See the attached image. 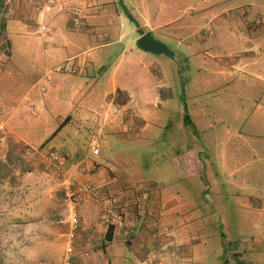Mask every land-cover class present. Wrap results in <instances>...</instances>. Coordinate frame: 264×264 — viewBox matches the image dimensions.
<instances>
[{
	"label": "rangeland",
	"instance_id": "rangeland-1",
	"mask_svg": "<svg viewBox=\"0 0 264 264\" xmlns=\"http://www.w3.org/2000/svg\"><path fill=\"white\" fill-rule=\"evenodd\" d=\"M161 1L177 18L171 28L190 24L184 7L194 13L189 29H175L181 41H166L155 35L172 55L144 52L138 46L137 30H148L142 25L136 29V0H93L101 18L95 20L94 31L77 28L75 36H64L62 29L68 21L63 23L66 17L61 16V8L57 15L45 17L49 27L59 24L58 42L63 37L73 38L81 46L78 55L93 56V63L82 68L71 60L58 63L61 57L51 56L54 51L46 57L39 38L25 29L15 30L16 22L0 9V24L10 41L8 53L0 57V120L14 110L8 124L11 121L23 137L37 143L57 130L58 117L70 115L71 121L51 136V143L74 152L86 150L91 134L99 130L101 155L113 161L116 173L125 178L129 189L135 184L142 185L141 189L158 187L186 204L197 205V221L204 224L199 236L206 243L202 251V255H208L205 264H225L216 256L223 255L224 245L230 249L225 251L231 255L228 264H238L231 250L238 236L251 235V229L260 235L264 228V215L254 220L257 226L251 227L250 209L251 196L257 201L261 198L264 204V0H214L199 12L202 0ZM206 1L213 0L202 3L206 5ZM249 2L251 8L246 13L254 19L256 35L246 31L245 24L231 19L230 14L225 18L227 10L211 15L222 8H243L242 4ZM104 8H108L105 14ZM39 17L36 22L41 24V14ZM224 18L229 19L223 22ZM260 29L262 33L258 34ZM141 58L154 85L169 91L167 96H158L155 106L152 101L144 105L148 113L143 120L139 116L142 107L137 105L144 86L135 84L137 72L130 67ZM225 61H241L251 74L227 66V74L215 73ZM58 64L67 69L57 70ZM117 65L125 68L113 84L110 73ZM33 83L36 85L30 93ZM114 85L125 99L131 95L129 109L127 103L121 107L105 98V92ZM30 101L34 103L32 108L28 106ZM112 109L118 111L114 113L118 116L123 109H132L125 122L121 121L126 132H110L107 124L97 125L100 113L109 114ZM188 151L202 162L203 169L196 175L186 171ZM9 198L0 197V264H37L62 255L64 236L53 216L46 214L47 209L32 214L33 220L23 225L10 213L13 207ZM181 232L174 230L176 234ZM194 250L196 255V247ZM245 255L259 264L264 261V244L254 253L261 257L253 258L249 252Z\"/></svg>",
	"mask_w": 264,
	"mask_h": 264
},
{
	"label": "crops",
	"instance_id": "crops-1",
	"mask_svg": "<svg viewBox=\"0 0 264 264\" xmlns=\"http://www.w3.org/2000/svg\"><path fill=\"white\" fill-rule=\"evenodd\" d=\"M173 1L176 2L177 0ZM202 2L197 7L198 12L207 9L212 3H215L214 0L211 3L206 1L205 4L208 2L206 5ZM94 3L93 0H5V2L4 0H0V9L3 10L2 13L6 12L4 16H8L16 22L14 25L15 30L25 29L27 32H33L34 36L39 38L37 41L39 46L44 48L43 51L46 57L49 52L54 51L55 54L50 55L61 57L58 63L71 60L75 62L74 65L77 68H82L88 66L87 64L89 63H93V56L78 55L77 49H81V46L77 43L78 41L74 42L73 38L64 39L63 37V41L58 42L60 40L58 37L60 32L57 31L56 27L59 24H54L50 28L44 22V18H47L50 14L57 15L58 10L61 8V16H64V19L66 17L63 23L68 21L66 28L62 29V31L64 30V36L68 34L75 36L77 28L90 33L95 29V20L98 17L101 18ZM135 5L136 16H138L136 24L139 22L136 25V29L142 25L148 30L147 32L151 33L156 40L163 44L165 42L159 40V36H163L166 41L177 39L175 29L179 30L181 27L189 29L192 24L191 21L194 13L188 7H184L183 9H185L184 12L187 14L190 24L186 23L171 28L170 26L175 24L177 18L173 17L172 11L168 10V5L165 2L161 0H136ZM242 5L243 8L238 9L222 8V10L211 15L214 17L221 11L227 10L224 12L225 18L230 14L231 19L242 25L245 24L246 31L250 32L251 35H256L254 19H250L249 13H246L249 12L251 3H244ZM117 10L120 11V9ZM177 10L180 11V8ZM107 11L108 8H104L103 14L107 13ZM40 14L43 20L41 24H38L36 21L39 20ZM2 17L0 16V22ZM108 18L110 19V17ZM225 18L223 22L229 19L225 20ZM42 25L46 27L44 30L41 29ZM161 28L162 31L160 30ZM262 30L264 31L263 28ZM262 30L260 29L256 32L260 34ZM45 31L46 33H41L40 36V32ZM67 31H72V33H68ZM137 31L139 36L141 33L146 32L139 29ZM76 35L79 36V33ZM103 35H106V32ZM53 38H57L55 39L56 42L51 41ZM177 40L181 41V38ZM9 46L10 41L8 40L5 28H2V24H0V57L3 53H8ZM61 50L63 55H59ZM142 50L149 52L144 49ZM83 51L86 52L88 50L83 49ZM167 55H172V53ZM219 66H221L220 70L215 73L220 75L227 74L225 66L251 74V71L244 69L241 61L237 64L234 61H225ZM130 67L137 72L135 84L139 83L144 86L142 87V94L139 96L141 102L137 105V107H142L139 111V116L143 120L144 115L148 113V109L144 105L152 101L153 106H155L158 104L155 101L156 99L158 100V96H167L169 91L162 89L159 85H154L148 75L150 71L144 66L142 58L133 61ZM124 68L125 66L117 65L112 70L110 78H112L113 84L116 82L115 76L123 75ZM118 70L122 74H119ZM35 83L31 85L29 89L30 93L34 89ZM220 83L222 82H218V84ZM115 86L111 87L109 92H105V98H110L112 103H117L121 107L127 101L131 102L129 98L125 99L121 93L119 94V89ZM42 90L44 91L45 88H42ZM28 106L32 108L34 107V103L30 101L28 102ZM125 106L126 109H129L128 103ZM134 106L135 108L133 109L135 110L137 107L136 105ZM120 111L121 109L119 108ZM131 111L127 112L123 109L120 116L115 115L113 109L109 114L108 112L100 113L97 125L102 124L105 127V124H107L110 132L124 133L126 130L121 121L125 122L126 118L131 115ZM13 112L14 110L4 120H0V123L5 127L3 132L0 131V197L4 195L11 197L9 200L12 202L11 207L13 208H11L10 213L13 214L14 220L23 222V225L33 220L32 214L39 210L42 211V208L47 209L46 214L49 217L53 216L64 236V244L61 250L62 255H54L50 259L48 258L47 261L37 264L63 263L67 226L60 220L59 214L64 194L63 186L68 181H72L75 186L83 184L90 187L89 192H81L78 199L81 225L76 236V251L70 258L71 264H103L105 262H112L114 264H140L144 260L149 262V264L207 263L206 258L208 255H202L206 243L204 238L199 236V229L204 224L197 221L196 204H186L178 196L168 192L169 190L161 191L158 187L156 189L154 187L141 189L142 185L135 184L132 190L129 189V184H126L125 178L116 173L117 167L113 164V161L111 159L107 160L101 155L99 130L91 134L88 148L84 151L78 150L79 152H74L63 148V145L55 146V144H52L51 139L63 126L71 121L70 115L58 117L59 125L57 130L47 139L43 141L37 140L38 142L35 143L23 137L22 133L15 128L11 121L8 124V120H10ZM31 112L35 113L33 110ZM138 119L136 118L135 120L138 121ZM254 134H257V132ZM93 137L97 143L95 146L98 149L97 153L93 152L91 142ZM44 142H47L46 148L41 149L39 153L26 154V150L29 147H38ZM50 153L63 156L65 162L63 161L64 163L60 164L52 161L49 158ZM186 153L184 161L186 171L190 175H196L203 169L202 162L200 159H197L194 152L188 151ZM257 177L260 178V175L257 174ZM252 197L250 207L251 227L257 226L254 220L264 215V204L260 203L262 199L260 198L257 201ZM257 203L261 204L260 207H257ZM107 207H110L113 211H121L123 213L124 226L120 231L111 236L108 244L104 245V239H108L106 233L109 226L103 220V212ZM175 229L182 230V232L176 234L174 233ZM263 238L264 228L260 235L258 231L254 232L251 229V235L243 234L238 236V241H235V247L231 249L232 253H234V258L238 257L237 263L256 264L246 258L245 252L251 253V257L253 258L260 256L254 255V253L264 244ZM197 245L200 246L198 250ZM195 247L198 252L196 255L194 254ZM224 248L226 252L230 250L228 245H224ZM153 249H156L155 255H152ZM166 250H170L167 252V255L164 254ZM225 251L223 255L216 256L219 260L228 264L231 255H228ZM262 256L260 257L264 259V255ZM259 264H264V261L261 260Z\"/></svg>",
	"mask_w": 264,
	"mask_h": 264
},
{
	"label": "built area",
	"instance_id": "built-area-1",
	"mask_svg": "<svg viewBox=\"0 0 264 264\" xmlns=\"http://www.w3.org/2000/svg\"><path fill=\"white\" fill-rule=\"evenodd\" d=\"M46 27L44 25L41 26V29L44 30ZM57 70H66L67 67L63 65H58ZM129 100L131 99V95H128ZM115 112L117 110H114ZM5 127L2 123H0V131H4ZM92 146H93V152L97 153L98 149L96 146V140L93 137L92 140ZM41 150L29 147L26 150V154L30 155L33 153H39ZM49 158L57 163L62 164L64 161V157L59 155H55V153H50ZM59 164V165H60ZM64 194L62 199V207H61V221L67 226L66 231V241H65V250H64V260L62 264H71L70 258L72 255H74L76 251V236L78 233V230L81 225V219L79 216V210H78V198L80 196L81 192H89L90 187L89 185H74L72 181H68L63 186ZM103 220L112 228V236L120 231L124 226V215L119 211H113L110 209V207H107L105 211L103 212ZM104 245L108 244L110 242V239H104ZM156 249H153V254L155 255ZM164 254L167 255V251H164ZM103 264H114L112 262H105ZM140 264H149L146 260L142 261Z\"/></svg>",
	"mask_w": 264,
	"mask_h": 264
},
{
	"label": "water",
	"instance_id": "water-1",
	"mask_svg": "<svg viewBox=\"0 0 264 264\" xmlns=\"http://www.w3.org/2000/svg\"><path fill=\"white\" fill-rule=\"evenodd\" d=\"M137 44L142 49L152 53H172L165 44L156 40L149 32L141 33L137 39Z\"/></svg>",
	"mask_w": 264,
	"mask_h": 264
},
{
	"label": "trees",
	"instance_id": "trees-1",
	"mask_svg": "<svg viewBox=\"0 0 264 264\" xmlns=\"http://www.w3.org/2000/svg\"><path fill=\"white\" fill-rule=\"evenodd\" d=\"M127 14H128V12H127ZM132 20H134L132 17H130ZM48 142V141H47ZM47 142H44V143H42L41 145H39L38 147H34V148H37V149H39V150H41V149H43V148H46L45 147V145L47 144ZM65 162V161H64ZM63 162V163H64ZM79 199V198H78ZM77 204H78V201H77ZM78 210H79V208H78ZM119 212H121V211H119ZM122 213V212H121ZM123 214V213H122ZM59 216H60V218H61V214H59ZM79 216H80V214H79ZM61 220V219H60ZM106 235H107V238L108 239H110L111 238V236H112V228H111V226H109L108 227V229H107V233H106ZM64 250H65V248H64ZM167 252H169L170 250H166Z\"/></svg>",
	"mask_w": 264,
	"mask_h": 264
}]
</instances>
